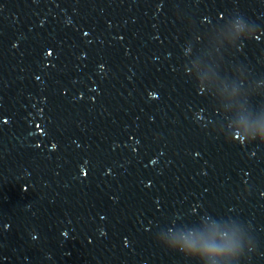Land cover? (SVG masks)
Segmentation results:
<instances>
[{
    "label": "water",
    "instance_id": "water-1",
    "mask_svg": "<svg viewBox=\"0 0 264 264\" xmlns=\"http://www.w3.org/2000/svg\"><path fill=\"white\" fill-rule=\"evenodd\" d=\"M0 264H264V0H0Z\"/></svg>",
    "mask_w": 264,
    "mask_h": 264
}]
</instances>
